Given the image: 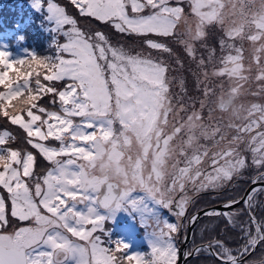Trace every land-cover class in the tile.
<instances>
[{"label": "snow or ice", "instance_id": "snow-or-ice-1", "mask_svg": "<svg viewBox=\"0 0 264 264\" xmlns=\"http://www.w3.org/2000/svg\"><path fill=\"white\" fill-rule=\"evenodd\" d=\"M70 3L142 48L36 0L64 42L44 57L0 49V122L26 133L0 128V264H177L188 193L227 190L246 172L245 195L203 212L238 229V246L221 229L183 255L264 264V255L247 259L264 248L254 214L264 195V0ZM38 155L51 165L42 174ZM121 209L151 228L149 253L110 239L105 224Z\"/></svg>", "mask_w": 264, "mask_h": 264}, {"label": "flooded vegetation", "instance_id": "flooded-vegetation-1", "mask_svg": "<svg viewBox=\"0 0 264 264\" xmlns=\"http://www.w3.org/2000/svg\"><path fill=\"white\" fill-rule=\"evenodd\" d=\"M254 174L246 172L245 176L241 179L233 183L227 190H206L202 191L199 194H194L193 192H189L188 195L193 197V203L189 205L188 211L186 212V217L181 219V223L184 224V228L182 232L179 234L177 238V244L180 249V252L184 250V247H186L187 251L192 249L194 247V244H200L202 242H205L210 236L206 235H200V223L202 221H205L206 218L212 219L211 222H208L207 228L209 229H215L217 230V233L220 235H217L215 233L214 235L222 236L221 229H224L228 235L229 238H227L231 244L229 246L236 247L239 241L236 239V237L239 235V231L236 228H233L231 225L227 227V230H225V224L227 223L223 219H217L215 217H208L203 214L204 211L209 209H215L220 207V205L225 201V199L229 196L233 195H245V189L250 190L251 185L248 181V176ZM258 203L254 207V214L256 215L257 219L264 218V195L257 196ZM236 208H243L244 204L243 201L239 205L235 206ZM198 214L199 219L198 222L195 224L188 223L187 218ZM162 215L167 218L170 222H176V218L169 213L167 210H162ZM240 220H246L247 219V211L241 214L240 217H238ZM105 228L108 230L110 239L112 241L115 240H122L125 243H127V240L129 239L128 234L130 232H133V238L137 239V242H133L132 246L129 247V252H132V250L138 249L141 253H149L151 250L150 240L154 239L152 235V230L149 227L148 224L141 222V215L136 211H129L125 212L124 210H119L114 219H112L111 222L107 221L105 224ZM190 230V234L188 235V232ZM219 231V232H218ZM138 235L140 238H136L135 236ZM185 236L187 239H185ZM107 239V237H104ZM128 244V243H127ZM184 253V251H183ZM262 255H264V248L261 246H257L256 251L247 257L249 261L251 260H257Z\"/></svg>", "mask_w": 264, "mask_h": 264}, {"label": "trees", "instance_id": "trees-1", "mask_svg": "<svg viewBox=\"0 0 264 264\" xmlns=\"http://www.w3.org/2000/svg\"><path fill=\"white\" fill-rule=\"evenodd\" d=\"M35 2L36 0H0V34L8 35L12 42H19L24 46L34 48L36 50L35 54L38 56H51L55 54L54 42L59 39L63 43L65 38L62 35L58 36L57 32L54 31L55 21L49 19L50 14L47 8L44 6L37 8ZM55 2L65 7L68 14L77 19L78 26L86 32L91 33L99 30L108 35L111 41L113 38L117 39L118 33L112 27L94 18L80 16L70 0H55ZM46 3L47 0H45V5ZM136 40L141 42L139 38H136ZM63 83L59 82L57 87H62ZM47 98L45 97L41 103L48 104ZM209 219L206 218L205 221L200 223V235L211 237L217 233V230L207 228V221L211 222L212 220ZM108 221L111 222L112 220ZM217 235L220 234L217 233ZM228 235L230 233L227 234V238H229ZM195 260L198 264H216L208 252L187 257L183 264H196Z\"/></svg>", "mask_w": 264, "mask_h": 264}, {"label": "rangeland", "instance_id": "rangeland-1", "mask_svg": "<svg viewBox=\"0 0 264 264\" xmlns=\"http://www.w3.org/2000/svg\"><path fill=\"white\" fill-rule=\"evenodd\" d=\"M117 42L122 44L126 49H129L130 51H133V52L140 51L142 48V42L137 41L136 37H125V36H122V34L118 33L117 39L113 38V40H112V43H114V44H116ZM15 43H16V45H15ZM0 49H3L5 51L9 52L11 54L10 55L11 59L24 58L26 56H29L32 53H36V50L34 48L24 46V45L20 44L19 42H12L8 35H3V34H0ZM47 99L49 100V98H47ZM45 106H48V104H46ZM5 126L9 127V130L11 129V131L20 140L25 139L26 133H24L22 129H19L17 126L4 125L3 122H0V128H3ZM27 148H28V150H32L31 146H27ZM49 167H51V165L46 160H44L43 157H40L38 155L37 156V169H36L37 172L42 174ZM128 237H129V239L127 240V243L130 245V247L132 246L133 242L139 243V242H137V239L133 238V232H130L128 234ZM135 237L140 238L138 235H136ZM132 252L133 253L139 252V250L135 249V250H132ZM190 263H192V262H190ZM195 263L198 264L196 262V260H195ZM192 264H194V263H192Z\"/></svg>", "mask_w": 264, "mask_h": 264}, {"label": "water", "instance_id": "water-1", "mask_svg": "<svg viewBox=\"0 0 264 264\" xmlns=\"http://www.w3.org/2000/svg\"><path fill=\"white\" fill-rule=\"evenodd\" d=\"M190 234V230L188 232V235ZM184 260H185V256H182L180 255L178 261H177V264H183L184 263Z\"/></svg>", "mask_w": 264, "mask_h": 264}]
</instances>
